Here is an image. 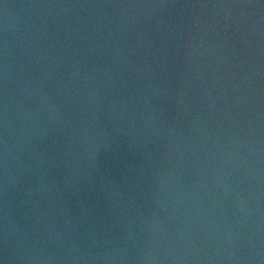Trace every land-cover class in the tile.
Here are the masks:
<instances>
[{"label":"water","instance_id":"95a60500","mask_svg":"<svg viewBox=\"0 0 264 264\" xmlns=\"http://www.w3.org/2000/svg\"><path fill=\"white\" fill-rule=\"evenodd\" d=\"M0 264H264V0H0Z\"/></svg>","mask_w":264,"mask_h":264}]
</instances>
